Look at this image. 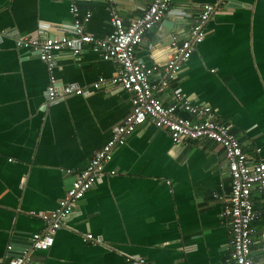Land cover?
<instances>
[{"label": "crops", "instance_id": "obj_1", "mask_svg": "<svg viewBox=\"0 0 264 264\" xmlns=\"http://www.w3.org/2000/svg\"><path fill=\"white\" fill-rule=\"evenodd\" d=\"M74 2L81 12L91 11L89 32L111 33L107 0H0V30L6 31L0 40V264L9 244L14 255L46 229V220L31 211L58 206L73 179L66 169L85 166L132 108L130 93L121 88L48 101L46 63L16 45L15 36L42 22L71 23ZM150 3L115 0V7L128 22ZM205 3L218 6L205 24L206 36L161 98L170 103L181 90L193 102L210 104L245 150L264 160V0H172L136 54L166 63L173 37H188ZM116 68L87 44L78 56L58 52L54 73L87 87ZM106 169L116 173L87 191L54 244L33 251L30 264H130L125 254L153 264H234L230 221L214 196L228 192L232 181L221 145L189 139L174 144L166 129L145 122ZM252 194L261 216L251 252L255 264H264V192ZM87 233L98 242L85 241Z\"/></svg>", "mask_w": 264, "mask_h": 264}, {"label": "built area", "instance_id": "obj_2", "mask_svg": "<svg viewBox=\"0 0 264 264\" xmlns=\"http://www.w3.org/2000/svg\"><path fill=\"white\" fill-rule=\"evenodd\" d=\"M107 1L111 5L109 18L113 25V30L107 35L89 32L86 24L92 13L90 10L81 12L74 2L70 7L73 14L71 23L42 22L33 32L14 37L19 48L30 49L46 63L49 72L46 89L48 101L73 95H90L102 87L107 90L121 88L130 93L132 108L85 166L66 169L73 179L58 206L49 213L31 211V214L46 220V229L33 233L29 245L14 255H10L14 246L9 244L6 255L11 256L9 264H30L33 251L46 250L54 244L55 234L66 226L65 220L78 207V201L97 181L116 173L115 169H106L115 150L124 145L129 135L145 122L166 129L174 144L189 139L198 142L209 140L221 145L232 181L228 192L215 193L214 196L222 200L223 215L230 221L231 258L234 264H255L251 246L256 232L255 221L261 216V211L256 209L252 193L255 189L264 192V160L245 150L239 137L227 123L218 119L217 110L210 104L193 102L181 90L174 91L170 103H165L161 98V94L179 77L184 62L204 40L205 24L218 6L214 3L203 5L190 27L188 37L183 40L173 37L169 45L171 57L161 65L140 59L136 48L146 33L162 22L172 7V0H151L140 15L128 22L115 7V0ZM5 35L6 31L0 30V40ZM87 44L104 59L115 61V71L109 77H99L87 87L61 81L54 73L56 54L66 50L78 56ZM84 240L98 242L92 233H87ZM125 259L130 264H153L138 255L125 254Z\"/></svg>", "mask_w": 264, "mask_h": 264}, {"label": "water", "instance_id": "obj_3", "mask_svg": "<svg viewBox=\"0 0 264 264\" xmlns=\"http://www.w3.org/2000/svg\"><path fill=\"white\" fill-rule=\"evenodd\" d=\"M10 260H11V256L7 257L5 264H9Z\"/></svg>", "mask_w": 264, "mask_h": 264}]
</instances>
